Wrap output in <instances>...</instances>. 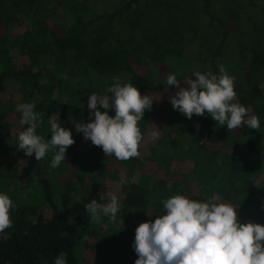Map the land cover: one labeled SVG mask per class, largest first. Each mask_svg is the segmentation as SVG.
I'll return each mask as SVG.
<instances>
[{
  "label": "trees",
  "instance_id": "16d2710c",
  "mask_svg": "<svg viewBox=\"0 0 264 264\" xmlns=\"http://www.w3.org/2000/svg\"><path fill=\"white\" fill-rule=\"evenodd\" d=\"M112 1L0 0V193L15 206L12 227L0 232V264H55L60 253L67 264H135L136 228L166 214L161 201L177 194L201 202L218 194L237 207L240 223L264 226V0H126L111 8ZM246 8L263 14L245 20ZM67 12L73 22L58 31ZM21 16L29 22L23 31ZM220 65L259 130L229 131L207 113L188 119L173 109L169 98L179 89L167 86L168 75L183 87L195 71L220 75ZM117 77L154 99L138 122L140 155L126 161L76 131L94 120L89 95L111 98ZM9 78L21 85L12 96ZM20 103L35 104L45 139L58 114L71 131L75 143L58 167L50 166L52 151L37 161L18 149L27 127ZM114 184L121 192L115 221L91 220L84 205L109 203Z\"/></svg>",
  "mask_w": 264,
  "mask_h": 264
},
{
  "label": "clouds",
  "instance_id": "9594fccd",
  "mask_svg": "<svg viewBox=\"0 0 264 264\" xmlns=\"http://www.w3.org/2000/svg\"><path fill=\"white\" fill-rule=\"evenodd\" d=\"M220 75L211 71H195L187 85L181 86L176 76H167V86H176L179 91L169 98L173 109L188 119L209 114L220 126L234 130L242 125L259 130L260 121L255 115L246 118L248 109L236 100L234 78L224 65L219 66ZM108 95H89L87 107L88 123L76 124V131L86 140L103 149L106 156H115L126 161L140 155L143 139L138 122L144 118L145 110H151L154 99L141 95L131 83H122L117 77L107 88ZM105 110L114 109L115 115ZM35 104L20 103L16 111L21 114L19 123L24 127L18 135V149L26 156L33 153L37 161L54 152L51 167H58L66 159V150L75 143L70 130L61 126L59 114L51 117V138L37 134L43 123L40 113L34 111ZM153 132L152 136H157ZM121 183L127 177H121ZM109 203L100 204L95 199L84 205L91 220L99 223L101 215L115 221L119 211L116 194L108 192ZM104 197L101 196V199ZM221 196L214 194L205 202L177 194L162 200L166 214L157 216L154 222H142L136 228L133 248L138 255L135 264H264V226L259 223H240L236 208L223 203ZM13 201L0 193V232L12 227ZM66 254L60 253L55 264H67Z\"/></svg>",
  "mask_w": 264,
  "mask_h": 264
},
{
  "label": "rangeland",
  "instance_id": "374dc122",
  "mask_svg": "<svg viewBox=\"0 0 264 264\" xmlns=\"http://www.w3.org/2000/svg\"><path fill=\"white\" fill-rule=\"evenodd\" d=\"M124 1H126V0H113L111 2V8H114L115 6L119 5L120 3L124 2ZM255 1L259 2V0H255ZM224 2L228 5L230 4L228 0H225ZM215 6L220 7V3H218V1H215ZM246 9H247V12H246V10L242 11V13L244 14L245 20L256 21L257 18L263 14L261 9H257V13H254L251 9H248V8H246ZM207 21H208V19H207ZM18 22H19V27L21 28L22 31L28 27L27 25L29 22H28L27 18H25L24 16L19 17ZM72 22H73V18L71 17V13L67 12L66 15H64L60 18V21L58 22L57 30L61 31V32L65 31L67 28V25L71 24ZM215 26L218 27L217 24ZM18 52L19 51L17 48L12 50L13 55H16ZM6 85H7V90H6L7 96L14 95L21 88L20 83L13 78H9L6 81ZM118 188H119V184H117V185L114 184L113 188H111L112 193L116 194L117 196L119 193H121L120 191L117 190ZM259 202L262 203V201H259ZM261 213H262V215H264V208L263 209L261 208ZM137 258H138V255H137Z\"/></svg>",
  "mask_w": 264,
  "mask_h": 264
}]
</instances>
